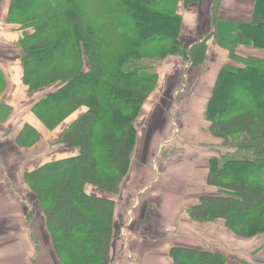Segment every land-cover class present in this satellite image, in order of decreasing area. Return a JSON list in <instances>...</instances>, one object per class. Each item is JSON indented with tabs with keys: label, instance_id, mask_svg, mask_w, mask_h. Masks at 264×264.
Masks as SVG:
<instances>
[{
	"label": "trees",
	"instance_id": "trees-1",
	"mask_svg": "<svg viewBox=\"0 0 264 264\" xmlns=\"http://www.w3.org/2000/svg\"><path fill=\"white\" fill-rule=\"evenodd\" d=\"M198 1L7 0L5 21L22 30L15 50L27 95L35 99L31 112L47 130L61 128L52 142L58 153L30 158L22 178L62 264H109L115 201L86 186L117 194L128 172L135 121L159 78L141 61L183 52L197 66L207 59L211 38L238 65L218 71L205 107L207 128L237 154L209 160L207 183L217 192L201 196L187 214L199 222L221 219L242 239L264 235V0H254L248 21H222L211 13L213 31L185 49L180 3L188 8ZM212 1L215 12L219 0ZM242 45L261 54L237 52ZM2 72L0 147L10 143L17 153L38 145L41 135L29 123L15 136L3 126L16 108L8 103ZM170 255L173 264H230L215 249L174 246Z\"/></svg>",
	"mask_w": 264,
	"mask_h": 264
},
{
	"label": "crops",
	"instance_id": "crops-1",
	"mask_svg": "<svg viewBox=\"0 0 264 264\" xmlns=\"http://www.w3.org/2000/svg\"><path fill=\"white\" fill-rule=\"evenodd\" d=\"M212 2L199 0L190 5L189 11L182 15V37L185 31L195 29L200 38L206 30L213 29ZM253 5L254 0H219L213 14L222 21H248ZM6 11L7 0H0V68L10 85L8 103L16 109L3 126L15 136L29 123L40 133L41 142L27 150L25 160L21 152L15 153L17 150L10 143L0 147V264H62L53 249L41 207L22 178L29 167L27 161L33 158L29 156L32 149L47 143L52 145L61 128L47 130L31 112L35 101L27 95V87L22 82L23 67L15 50L22 30L6 23ZM189 19L193 21L192 27L186 22ZM241 51L244 55L261 54L243 45L237 48V52ZM170 56L183 61V69L181 64L174 66V71L161 67L158 93L160 85L168 86L174 72L176 84L180 82L182 88L176 91L175 100L171 101L174 96L169 98L167 88L156 104L154 101V107L153 103L143 104L135 121V147L119 192L111 194L86 186V191L110 196L115 201L109 264H173L170 249L174 246L215 249L229 255L236 253L234 249L243 253L240 250L246 247L248 239L233 235L221 219L199 222L187 214L201 196L217 192L216 187L207 183L209 160L221 157L219 154L237 153L236 148L227 149L222 139L209 133L205 118L206 103L219 69L224 64L235 65L234 61L215 45L213 38L208 40L207 59L200 65L189 68L183 52ZM209 63L211 67L207 68ZM16 111L23 112V121L19 118L15 121ZM157 126L159 134L155 133ZM59 149L64 156L71 153ZM224 151L228 154H223ZM9 180H15L16 185ZM232 243L236 247L230 246ZM235 257L240 259L238 255Z\"/></svg>",
	"mask_w": 264,
	"mask_h": 264
},
{
	"label": "rangeland",
	"instance_id": "rangeland-1",
	"mask_svg": "<svg viewBox=\"0 0 264 264\" xmlns=\"http://www.w3.org/2000/svg\"><path fill=\"white\" fill-rule=\"evenodd\" d=\"M189 9H190V6L188 7V8H186V7H184L183 5H182V3H180V7H179V12L182 14V15H184L185 16V14L189 11ZM212 14H213V12H212ZM187 23H190V27H192L193 26V21H192V19L190 20H188V21H186ZM185 30V29H184ZM192 30V29H191ZM212 30L213 29H211V30H206L205 31V33H204V36L203 37H205L206 35H208L209 33H211L212 32ZM208 31V32H207ZM196 30L195 29H193L191 32H190V30H188V31H185V36H183L182 37V40H183V42H184V44L186 45V46H190L191 44H192V42H194V40H198L197 39V36H196ZM201 39H203V38H201ZM201 39H199V40H201ZM210 40V39H209ZM210 60V59H209ZM231 61V60H230ZM142 62V64H149V65H151V66H153L155 69H156V71H157V73H158V75H159V72H160V69H162V68H166L167 69V67H170V69H171V71H174V66H178L179 67V64H181L180 65V67H182V69H183V61H180V59L178 58V57H175V56H170V57H167V59L166 60H164V61H161V60H157V59H149V60H143V61H141ZM180 62V63H179ZM189 63V62H188ZM236 66L238 65V63L237 62H233ZM211 64L212 63H209L208 64V67L207 68H209V67H211ZM162 67V68H161ZM191 67V64L189 63V68ZM178 72H179V69H178ZM177 72V73H178ZM173 75L171 76V79H169V84H168V86H164V85H160L161 86V90H160V93H158V86H156V89L152 92V94L146 99V101L144 102V103H146V105H148V104H151V103H153L152 104V107H154V101H155V104H156V102H157V100H160V95H162L166 90H167V88H168V90H170V95H169V98L172 96V94H173V96L174 97H172L171 98V101L172 100H175V98H176V91L178 92V90L179 89H181L182 88V85L180 84V82L178 83V84H176V78H177V76H176V74H175V72L174 73H172ZM169 76V75H168ZM168 80V79H167ZM171 83H173V85L171 84ZM171 84V85H170ZM184 84V83H183ZM37 97V96H36ZM168 98V99H169ZM34 101H35V99H33ZM160 102V101H159ZM20 104H22V103H20ZM22 105H24V104H22ZM27 105L28 104H26V105H24L25 107H27ZM175 106V105H174ZM173 106V107H174ZM22 107V106H21ZM147 107V106H146ZM83 109H81L80 111H78L77 113H75V115H73V116H71V118H69V119H67L66 121H65V123H64V125L65 126H67L68 124H70L76 117H77V115L82 111ZM23 112H21V113H19L18 111H16V114L14 115L15 116V121H17V119L19 118L21 121H23V119H25V117H23ZM176 114H177V111H174L173 112V116H176ZM141 124V123H140ZM139 124V125H140ZM137 125H138V123H137ZM155 133L156 134H159L160 133V131H159V126H157V128H155ZM169 134L170 133H172V132H168ZM235 143H237V141H235ZM236 145V144H235ZM47 147V148H46ZM226 148L227 149H230L231 147L230 146H227L226 145ZM22 153V156H23V160H25L26 158H27V154L26 153H28L29 151H27V150H20L19 151V153ZM53 153H58V149L57 148H55V147H52V145H51V143H47V145L46 144H44L43 146H40V147H38V148H34V149H32V152H30L29 153V156H33V158H37V160H42V159H50L51 157H52V155H53ZM223 154H228V152H226V151H224V153ZM237 153H235V154H229V155H222V154H219V156H222V157H226V158H230V157H233V156H235ZM18 169H20L19 167H18ZM21 170V169H20ZM18 172V171H17ZM18 177V176H17ZM16 179V178H15ZM19 179V182H20V180H21V176H20V178H18ZM9 183L10 184H14V185H16V182H15V180H9ZM233 242V241H232ZM230 246H234V247H236V245L235 244H231ZM245 248L244 249H241L240 251L241 252H243V253H240L239 252V249H234L235 250V254L233 253H231L230 252V255H229V253H227L228 254V259H229V263L230 264H237L238 263V258L237 257H235V256H239L240 257V259L242 260V259H245V260H247V261H249L250 263H252V264H264V249L261 251V253L259 254V253H256L255 252V250H256V248H259V247H262V246H264V235H261V236H256V237H254V238H252V239H248V240H245ZM232 251V250H231ZM224 252V251H223ZM263 252V253H262ZM225 253V252H224Z\"/></svg>",
	"mask_w": 264,
	"mask_h": 264
}]
</instances>
